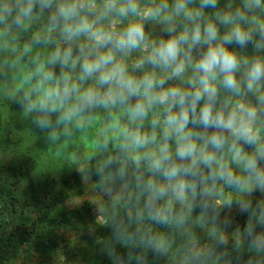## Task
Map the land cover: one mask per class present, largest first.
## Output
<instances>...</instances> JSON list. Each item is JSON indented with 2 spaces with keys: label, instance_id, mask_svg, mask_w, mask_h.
Wrapping results in <instances>:
<instances>
[{
  "label": "trees",
  "instance_id": "16d2710c",
  "mask_svg": "<svg viewBox=\"0 0 264 264\" xmlns=\"http://www.w3.org/2000/svg\"><path fill=\"white\" fill-rule=\"evenodd\" d=\"M16 5L5 11L4 3L7 0H0V14L4 13L2 18L11 20L13 18L23 17L20 9L27 6L28 0H18ZM146 3V0H141ZM202 0H187V9L193 12L199 11L201 16L195 17L202 20L203 14L211 15V24H215L218 29L217 40L221 43L223 36L230 30L231 25H226L221 22V18L225 14L234 15L237 10L241 11L251 21L253 18L262 19L264 13V0H260V5L251 8H245V0H217L215 8L211 6L201 8ZM251 2V0H249ZM47 3L48 6H44ZM132 3L139 4L137 0H132ZM74 6L76 8V15L65 17L61 15L60 8ZM121 8H129V0H116V7L110 9L108 7V0H32V12L28 15L37 23L45 26L47 35L56 25L61 27L62 34L71 40L85 38L91 33H80L78 35H69L66 31L68 27H75L82 18H86L90 22V15L93 13L102 14L105 21L112 23L116 17L129 20L133 11L129 10L126 14L120 12ZM136 10V11H137ZM219 13V15H217ZM51 15H55L56 21L50 20ZM116 16V17H115ZM180 23L185 30L191 31L196 23H192L187 19L183 12L181 13ZM130 21V20H129ZM56 23V25H55ZM107 23V24H108ZM209 23V24H210ZM202 28L203 27L199 24ZM252 24H246V27H251ZM5 29V28H4ZM258 29V28H257ZM3 30V27H2ZM8 34V33H7ZM44 34V35H45ZM3 31L0 32V41L4 39ZM172 34H169V37ZM255 35H253L254 37ZM216 40V41H217ZM216 41L213 44H217ZM60 38H54L49 49L43 50L39 54V50L26 49L19 43V47H15L16 54L13 55V64L15 65V81L20 82L21 77H24L30 84L42 79L41 75L50 76L48 80L52 81V86L63 87L66 83L76 84L78 91L74 92L78 97L86 91L91 89L96 92L100 100L109 101L104 103L106 106L103 109H109L116 106H124L126 109L130 108L131 103H144L149 110L153 105L148 106L147 100L143 95L144 86L140 85V94L130 96L121 103H111V99L120 90L115 85H101L99 83L100 73H94L91 76H85L82 65L86 61H93L98 58L92 53H77L70 47L60 49V52L55 51L60 44ZM191 41H189L190 45ZM205 46L201 51L204 53L208 49V44L201 43ZM225 44L229 50L236 53L243 63L246 54H241L239 45ZM5 48L0 42V54ZM192 55H196L195 50L191 47L186 48ZM28 51V54H27ZM70 55L65 56V53ZM264 52V51H263ZM46 53V54H45ZM59 53V59H56V54ZM255 59H264V54L255 57ZM1 61V58H0ZM9 61V60H8ZM114 63L120 64L126 68V75L134 79L138 84L145 78L146 74L143 70L136 66L123 64L114 59ZM109 65L108 68H111ZM106 70V69H105ZM149 77V76H147ZM222 75H218L214 81L217 87L218 94L216 104L218 106L223 103H230L237 94L230 89H226L222 83ZM43 81V80H41ZM61 83V84H60ZM158 85L153 89V93L159 91ZM111 88V91H110ZM26 87L19 85V90L22 94L26 93ZM194 89L192 88L191 91ZM110 93V94H107ZM110 95V96H109ZM19 96H15L17 99ZM0 99L3 101V93L0 90ZM0 103V107L7 106L9 102ZM81 103V101H79ZM99 103L84 106L82 113L86 116L88 113L94 111ZM203 104V101L200 102ZM216 106V105H215ZM72 107V105H70ZM197 106V115L199 113ZM218 107H215L217 110ZM179 111L175 107L172 111L176 113ZM191 116V114H190ZM91 118L85 117L84 121L90 122ZM25 123V122H24ZM193 123H190L192 125ZM198 128L202 126L195 125ZM257 133L259 135L258 141L254 144L245 142L244 140H237L231 134H222L226 138L225 146L228 148L241 149V157L249 159L255 157L258 166L264 170V125L257 126ZM216 132L214 129L206 130ZM127 132L121 137V146L107 151L99 156H94L85 162L82 169L76 166L73 169L65 170L58 177L53 178L52 184L48 185L49 196L44 207L43 213L38 217L35 223V230L32 233L17 232L6 233L4 226L6 222V215L13 214L15 210L16 190L13 189L12 182H19L21 177L25 174V180L28 179L33 182V168L28 167L24 158L29 157L30 149L27 142L19 146L21 152L20 165L15 166L10 170L11 172L5 179L0 178V264H8L9 260L16 258L19 254L31 249L30 244H33V251L36 254L44 255L43 257L51 259L55 253L60 252V241L57 243L46 242L47 235L64 226L68 221L66 217V202L72 198L79 197L83 194V180L90 178L92 181L101 185L106 189H117L118 184H124L125 191L120 198L108 200L105 202L102 212V222H94L90 234H84L82 238L87 239L88 248L83 252V260L88 264H223L228 261L231 264H263L264 251L260 243L264 240V189L257 186H251L254 179L249 178V173L244 170L242 163V170L235 173L241 180L246 181L247 187L243 190L230 186L224 181L217 179L213 186L211 179L201 183L200 177L189 178L196 184L195 195L190 192L185 196L183 201L169 190L164 196L159 198L154 197V190L148 188V184L152 183L157 187L169 188L170 184L175 181L167 180L161 173L155 172L151 167V156H141L131 149V142ZM163 139V134L161 135ZM70 143L73 145L72 141ZM169 147H172L173 141H168ZM45 146H43V149ZM32 150V149H31ZM40 158H46L45 154L38 153ZM68 157L69 153L65 152ZM54 154L47 152V157L51 158ZM66 157H63V160ZM173 159L177 158L173 156ZM45 161V160H44ZM24 163V165H22ZM45 163H47L45 161ZM177 163H181L177 160ZM23 166V168H21ZM25 169V170H24ZM202 176L209 175V169L200 166ZM29 173V176H28ZM21 175V176H20ZM20 176V177H19ZM9 181H12L9 183ZM17 184V183H16ZM38 184V183H37ZM47 186V185H45ZM204 188H212L209 194H203ZM228 201H231L229 204ZM241 204H247V211L242 210ZM240 208L237 213L239 219V226L233 228L230 233H224L221 230L219 222L231 209ZM167 209V210H166ZM159 212L165 219L163 221L154 220L152 217ZM207 229L204 228V226ZM252 229V235L249 234L248 228ZM253 237H257L256 242H253ZM46 239V240H44ZM176 250H172V243L178 244ZM200 243L201 250H192L191 244ZM28 248L24 247L28 245ZM162 245L161 250H157L155 245Z\"/></svg>",
  "mask_w": 264,
  "mask_h": 264
},
{
  "label": "rangeland",
  "instance_id": "374dc122",
  "mask_svg": "<svg viewBox=\"0 0 264 264\" xmlns=\"http://www.w3.org/2000/svg\"><path fill=\"white\" fill-rule=\"evenodd\" d=\"M18 2V0H7L6 3L3 2L5 4L3 9L5 10L6 5L9 9ZM145 2L137 0L139 8L136 12H133L131 17H128L131 18L129 19L130 21L121 19L120 16H115L116 19L112 23H108L105 21V17H102V14L93 13L90 15L89 20L93 24V30L103 31L112 37V40L104 46L98 45L91 34L85 38L71 40L62 34L61 27L57 26L56 23V26L46 35V27L38 24V21L28 16H20L19 18L8 20L2 18L4 13L0 14V32L6 33L4 39L0 41L2 47L5 48L0 54V90L3 93V101L6 98L9 102L7 106L0 107V178L5 179L11 173L9 171L13 167L20 165L18 154L22 148L20 149L19 146L22 145L21 140L24 139V143L27 142V146L32 149H30L29 157L27 156L24 160L28 167L33 168L31 176L34 179L33 182L28 179L25 180L27 175L25 174L19 179V182L17 180L15 182L9 181V183L12 182V188L16 190V200L14 213L6 215L7 223L4 226L6 233H17L19 231L32 233L33 229L36 231L35 223L43 213L49 196L48 185L52 184L53 178L62 174L64 172L63 168L71 170L76 166L81 170L85 162L90 158L121 146V137L125 132L136 131L149 137L155 136V142L149 143L145 147L137 148L134 145L131 146V149L137 154L152 157L153 154L158 152L159 146L163 143L161 135L164 129V119L168 114L166 110L169 107L166 103L156 102L147 110L145 117L137 118L132 111L134 108L132 105L135 103H131L129 109L121 105L103 109L106 105L100 102L93 109L94 111L88 113L87 116L84 113L81 114L83 106L82 110L74 112L68 119H64V115L70 105L74 107L80 104L78 95L73 93L72 99L64 105L57 102L55 111H42L39 106L40 97L46 89L54 87L52 86V81L45 79L47 75L42 74V79H38L37 82L35 81L32 84L24 77H21L19 83L16 82L14 75L15 65L12 62L13 55L16 52L13 49L19 47L20 43L30 51L31 49H38L39 54H42L43 50L47 51L49 49L54 38L58 37L61 45L54 49L57 52H60V49L65 50L70 47L77 53H92L97 56L111 53L116 61L136 66L150 78L154 77L156 80H164L162 87L157 84L160 86L157 93H163L169 88L191 91L193 87L189 84V80L196 76L194 64L201 58L203 54L201 50L205 46L203 44L193 45L192 50H195L197 54L192 55L186 50L189 46L188 43L181 45L182 54L180 59L184 60L186 68L185 72L179 77H171L172 68H164L159 64L154 65L151 63L150 57L154 56L155 50L159 47L161 41H167L169 38L183 32L179 19L182 12L177 14L173 10L176 0H146ZM162 5H167V8L161 7ZM157 8H160L158 15H146L149 11H154ZM203 16L202 20L194 18L190 21L201 24L204 28L206 24L212 21L210 18L212 16L208 13L203 14ZM168 17H171V19H168ZM17 19L20 21L19 23H16ZM50 20L56 21L55 15H51ZM261 20H264V13ZM132 25L143 26L144 40L136 48H116L115 41L123 36ZM251 28L253 29V35H255L253 40L259 42L261 47H254L253 43H249L243 48L239 46L241 54L247 55L245 57L246 60L244 59L243 63L240 64V69L237 73L240 91L234 96L232 102L223 103L219 106L216 104L215 107H218V111L224 110L225 114L235 108L237 103L256 107L257 117L253 124V129L257 136L256 141H258L259 135L256 128L260 124L264 125V103L259 100L260 96H264V80L255 84L253 89L249 91L246 78L248 64H245V61L250 64L255 57L264 54V39H261L255 24H252ZM169 29H174V31L170 32ZM169 34L172 35L169 37ZM216 43H219V41L217 40ZM19 85L27 88L25 94L21 93ZM59 88L62 89L63 87ZM15 96L19 97L16 99ZM3 101L0 99V103ZM174 108L171 109V112ZM85 117L91 118L90 122L84 121ZM41 120H47L49 126H39V121ZM188 129L204 136H209L210 134L206 129L198 128L194 124L190 125V123ZM225 133L231 134L229 132H223L222 134ZM171 140L173 144L170 150L172 155L175 156L177 147L175 136ZM197 143L198 145H203L201 140H198ZM43 146H45L44 149ZM230 149L225 145L220 150H215L210 145L208 146V150L215 151L220 162L227 164L235 174L242 170L243 167L242 162L237 164L233 161L234 152ZM47 152L53 153L54 156L48 158ZM65 152L69 153L68 157L64 155ZM38 153L45 154L46 158H40L37 156L39 155ZM63 157H66V160H63ZM215 167L213 165V168ZM118 185L117 189L109 190L88 177L84 178L82 184L83 194L66 202L67 211L65 215L68 221L64 226L51 231L47 235V240L44 239L50 244L52 242L57 243L59 238L61 244L60 252L57 251L53 258L47 259L43 257L44 255L39 256L36 254L33 251V244H30V246L32 245L31 249L9 260L8 264H88L83 260V252L88 248V243L87 239L82 238V236L90 234L87 237L91 238L93 223L102 222V210L105 202L118 199L124 193V184ZM253 185L256 186L254 182H251V186ZM240 210V208L231 209L219 222L224 233H230L233 228H237L240 225L239 219H237V212ZM204 228L207 229L206 226ZM172 245V250H176L177 247L175 246H179L181 243H172ZM28 246L29 244L24 247L28 248ZM190 246L192 250L202 249L200 243H194ZM260 246L264 251V240H262ZM223 264L231 263L225 261Z\"/></svg>",
  "mask_w": 264,
  "mask_h": 264
},
{
  "label": "clouds",
  "instance_id": "9594fccd",
  "mask_svg": "<svg viewBox=\"0 0 264 264\" xmlns=\"http://www.w3.org/2000/svg\"><path fill=\"white\" fill-rule=\"evenodd\" d=\"M217 0H202L201 8L211 6L215 8ZM260 0H245V8L259 6ZM44 6H48L47 3ZM110 9L116 7V0H108ZM161 7L167 8V5ZM129 8L136 12L137 5L129 0ZM129 8H121L120 12L126 14ZM173 10L179 14L183 12L184 16L193 20L195 17L202 15L201 12H193L187 9V0H176L173 5ZM5 11H9L7 5ZM24 16H28L32 12V0H28L27 6L20 9ZM160 8L154 11H149L146 15H158ZM61 15L70 17L76 15L74 6L60 8ZM219 15V13H217ZM171 19V17H168ZM20 21L17 19L16 23ZM221 22L226 25H231L230 30L223 36L222 43L213 44L218 37V29L215 24H206L203 28V34L199 24H196L189 32L178 34L175 37L169 38L167 41H161L159 47L155 50L154 56L150 57V62L154 65L159 64L164 68H172L171 77H179L185 72V62L180 59L182 54V44L189 43V47L201 43L202 39L205 44H208V49L204 52L201 58L194 64L196 76L189 80V84L193 87V91H184L179 88H169L163 93H153L152 89L159 84L161 87L164 80H156L154 77H145L140 84L134 79L126 75V68L120 64L114 63V57L111 53L99 55L93 61H86L83 65V73L85 76H91L99 72V83L101 85H115L120 91L112 97L111 103L117 101L124 103L128 97L140 94V85L144 86L143 95L147 100L148 106L159 102L168 104V113L164 119L163 143L159 146L158 152L151 157L150 167L158 173H161L167 180L175 181L170 184L169 188L157 187L152 183L148 184L150 190H154V199L164 196L169 190L174 193L178 199L183 201L185 196L190 192L195 195L196 184L189 178L200 177L201 183L211 179L213 188L217 179L224 181L230 186H235L238 189L247 187L246 181L238 178L229 166L220 162L215 151H209L210 145L215 150H220L226 143V138L222 135L223 132H229L237 140H244L247 143H255L257 136L253 129V124L257 117V109L254 106H246L237 103L235 108L225 114L224 110H215L218 90L214 84L218 75H222L223 86L233 92L239 93L240 84L237 79V73L240 69V60L236 53L225 47V44L235 43L241 48L246 47L249 43H253L254 47H261L259 42L253 40V29L246 27V24H255L259 30L261 39H264V20L253 18L248 21L247 17L239 10L234 15L225 14L221 18ZM66 31L69 35H78L80 33H91L96 43L104 46L112 40V37L100 30H93V24L86 18H82L80 22L73 28L68 27ZM174 31V29H169ZM145 38L143 26L132 25L119 39L115 41V47L118 49L136 48ZM70 53H65V56ZM56 59H59V53L56 54ZM248 64L246 78L247 89L251 91L253 86L264 80V59H254ZM112 65L111 68H108ZM139 66V65H138ZM106 69V70H105ZM169 77V78H171ZM46 76L45 79H49ZM78 91L76 84H65L63 88L53 87L44 91L40 97L39 106L42 111H55L57 102L64 105L72 99L73 93ZM111 91V88H110ZM81 103L69 107L64 115V119H68L74 112H78L83 106L93 105L102 102L99 95L91 89L84 91L79 97ZM259 100L264 103V96H260ZM203 101L201 105L200 102ZM108 103L109 101H103ZM199 113L197 115V106ZM178 107L179 111L171 112V109ZM133 114L137 118H143L147 114V107L144 103H137L132 109ZM191 114V116H190ZM189 123L202 126L204 129H216L219 131L213 132L209 136H204L199 133H194L188 129ZM39 126L48 127L47 120L39 121ZM132 145L137 148L145 147L149 143H154L155 136L149 137L142 135L139 132L132 131L126 134ZM175 136L177 147L175 150L176 160L173 159L168 141ZM203 141V145H198L197 141ZM234 152L233 161L237 164L243 163L244 170L249 173V178L254 179L255 185L264 189V170L258 166L255 157L243 159L241 157V149L234 146L230 149ZM264 155V151L261 152ZM179 160L181 163H177ZM203 165L209 169L207 177L202 176L200 166ZM213 165L216 167L213 168ZM212 188H204L203 194L210 193ZM230 204L231 201H228ZM241 208L247 211L248 205L241 204ZM167 210V209H166ZM154 220L163 221L165 218L159 212L152 217ZM248 232L252 235V229L249 227ZM257 237H253L255 243ZM156 249L161 250L162 245L156 244Z\"/></svg>",
  "mask_w": 264,
  "mask_h": 264
}]
</instances>
